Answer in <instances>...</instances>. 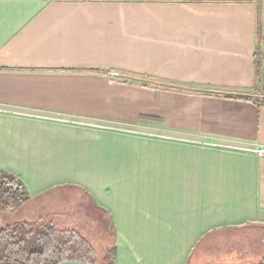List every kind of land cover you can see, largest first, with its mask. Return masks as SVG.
<instances>
[{"label":"crops","instance_id":"0c3cea01","mask_svg":"<svg viewBox=\"0 0 264 264\" xmlns=\"http://www.w3.org/2000/svg\"><path fill=\"white\" fill-rule=\"evenodd\" d=\"M263 91L264 0H0V170L82 192L115 264H249Z\"/></svg>","mask_w":264,"mask_h":264},{"label":"trees","instance_id":"16d2710c","mask_svg":"<svg viewBox=\"0 0 264 264\" xmlns=\"http://www.w3.org/2000/svg\"><path fill=\"white\" fill-rule=\"evenodd\" d=\"M255 39L254 59L257 77L261 67L259 48L261 25L258 7ZM30 199L26 187L20 180L0 170V213L18 210ZM72 260L115 264V248L111 246L98 253L77 230L62 228L49 220L39 218L11 223L0 229V264H59ZM257 264H264V260Z\"/></svg>","mask_w":264,"mask_h":264},{"label":"rangeland","instance_id":"374dc122","mask_svg":"<svg viewBox=\"0 0 264 264\" xmlns=\"http://www.w3.org/2000/svg\"><path fill=\"white\" fill-rule=\"evenodd\" d=\"M95 216L90 200L82 192L75 189H57L34 198L18 210L0 213V229L19 221L37 218L49 220L59 227L77 230L98 253H102L108 248L111 236L99 230L100 225ZM246 257L249 264L263 261L264 246L259 247L258 253L250 251Z\"/></svg>","mask_w":264,"mask_h":264},{"label":"built area","instance_id":"2783aa9c","mask_svg":"<svg viewBox=\"0 0 264 264\" xmlns=\"http://www.w3.org/2000/svg\"><path fill=\"white\" fill-rule=\"evenodd\" d=\"M111 76L116 77V74H111ZM247 150L256 156L264 157V147H249Z\"/></svg>","mask_w":264,"mask_h":264},{"label":"water","instance_id":"95a60500","mask_svg":"<svg viewBox=\"0 0 264 264\" xmlns=\"http://www.w3.org/2000/svg\"><path fill=\"white\" fill-rule=\"evenodd\" d=\"M59 264H94V263L72 260V261H63Z\"/></svg>","mask_w":264,"mask_h":264}]
</instances>
